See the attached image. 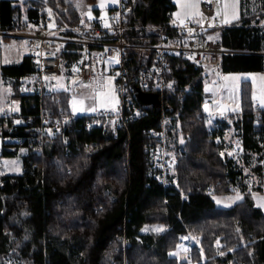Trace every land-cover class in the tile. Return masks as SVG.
<instances>
[{
	"label": "trees",
	"instance_id": "obj_1",
	"mask_svg": "<svg viewBox=\"0 0 264 264\" xmlns=\"http://www.w3.org/2000/svg\"><path fill=\"white\" fill-rule=\"evenodd\" d=\"M44 3L71 22L80 20L71 1H25L23 8L35 23ZM129 3L127 22L134 29L128 35L134 42L146 39L145 27L166 23L167 14L176 9L173 0ZM23 8L2 0L1 23L26 26ZM240 14L231 26L215 30L223 46L233 51L223 56L222 71L264 72V0H240ZM130 54L136 63L137 52ZM168 67L178 93L168 95L166 102L186 137L177 168L185 200L147 176L148 129L158 124L159 109L130 121L117 136L99 128L73 130L68 154L60 140L48 142L39 154L27 147L23 172L0 176V264H189L170 255L183 233L198 237L204 251L193 244L192 263L264 264V212L253 194L244 187L241 201L221 208L207 193L212 185L214 195L230 194L232 184L242 183L237 166L222 157L199 117L208 72L192 58H170ZM32 73L27 55L20 63L2 66L3 76L12 78L11 98L21 101L26 116L41 106L69 107L68 94L60 92L42 101L22 96V78ZM242 103V110L252 108L248 82ZM246 138L247 144L254 143L250 124ZM6 147L0 156L18 151ZM147 224H163L164 230L143 232Z\"/></svg>",
	"mask_w": 264,
	"mask_h": 264
},
{
	"label": "built area",
	"instance_id": "obj_2",
	"mask_svg": "<svg viewBox=\"0 0 264 264\" xmlns=\"http://www.w3.org/2000/svg\"><path fill=\"white\" fill-rule=\"evenodd\" d=\"M129 1L114 0L104 10H87L78 22H71L46 3L39 8L33 26H4L0 20V44L6 39L23 42L33 67L31 81L20 86L22 96H36L42 101L46 95L54 93L47 88V79L62 77L65 72L71 78L68 108L63 104L57 110L41 106L35 115L26 116L21 101L9 102L0 114L2 146L33 147L39 154L48 142L60 140L68 154L73 130L99 128L103 133L117 136L119 130L127 129L130 121L156 108L139 105L130 89L134 82L142 91L156 93L160 100L159 122L148 129L151 140L146 145L147 176L164 188L178 192L185 200L177 168L180 157L185 154L186 137L178 115L166 102L168 95L178 93L177 85L168 77V62L170 58H192L206 70L222 72L223 56L233 51L227 50L213 35L215 30L225 27L214 0L202 1L201 21L178 20L170 11L166 23L145 27L148 37L142 42H134V37L128 35L134 29L127 22ZM140 35L144 37L142 32ZM132 51L138 54L136 63H132L135 58L130 54ZM108 75L113 76L120 96L117 111L73 112L71 102L96 88H103ZM199 117L206 124L209 139L220 146L222 157L240 171L242 183L232 184L231 194L244 195V187L252 194H264V106L253 101L249 111H220L213 108L212 100L204 94ZM248 124L253 144H247ZM207 193L214 196L212 185ZM187 241L195 242L200 253L204 252L189 233L180 235L178 246Z\"/></svg>",
	"mask_w": 264,
	"mask_h": 264
},
{
	"label": "rangeland",
	"instance_id": "obj_3",
	"mask_svg": "<svg viewBox=\"0 0 264 264\" xmlns=\"http://www.w3.org/2000/svg\"><path fill=\"white\" fill-rule=\"evenodd\" d=\"M218 5L221 4L220 11L222 12L223 23L226 24L227 20L224 13L227 15L228 21H236L234 18L236 14L240 13V0H215ZM114 2L112 0L111 4ZM178 5V11L174 13L176 19L177 17H190L199 13L200 16V0H175ZM101 3V0H94L91 3V7L87 10H91L92 7H96ZM109 3V0H103L102 9H105ZM23 54H26V49L23 42L18 40L6 39L2 44H0V111L5 103L4 107L9 104V102L15 100L13 98H8L5 100L6 91L3 81L2 66L12 65L19 63ZM208 78L204 83V93L205 96L212 100L213 108L220 111H239L242 110V90L243 84H250V97L252 101H258L264 106V72L260 71H235V72H215L209 71ZM238 77V79H233ZM5 78V77H4ZM32 78L31 74L23 77V83L30 82ZM227 78V79H226ZM5 81L9 86L8 92L11 95V81L12 78L6 77ZM46 86L49 90L54 92H60L67 94L71 88V78L68 72H65L64 76L47 79ZM6 101V102H4ZM76 111H74V104ZM120 101V96L117 92L114 78L108 75L103 88L95 89L92 93L81 95L76 97L71 102V108L73 112L80 114H93L98 111L111 110L117 111ZM8 150L13 147L7 146ZM1 149V144H0ZM17 152L13 156H0V172L10 175H19L23 172V157L28 155V149L25 147H16ZM2 180L0 179V182ZM184 190V189H183ZM185 192V191H184ZM187 195V194H186ZM214 201H219V197H214ZM164 230V225L158 224H147L143 228V232H162ZM191 234V233H190ZM199 242V238L194 236ZM195 242L187 241L185 245L178 246L177 254L179 260H184L189 262V264H195L191 262V247ZM197 245V244H196Z\"/></svg>",
	"mask_w": 264,
	"mask_h": 264
},
{
	"label": "crops",
	"instance_id": "obj_4",
	"mask_svg": "<svg viewBox=\"0 0 264 264\" xmlns=\"http://www.w3.org/2000/svg\"><path fill=\"white\" fill-rule=\"evenodd\" d=\"M14 1V5H18V6H21L22 8H23V4H24V2L25 1H28V0H13ZM68 1H71V2H73V4H74V6H75V8L77 9V11L80 13V16L84 13V12H86L87 11V9H88V7H90L91 6V3H88L87 2V0H68ZM202 1L203 0H200V2L202 3ZM215 1V0H214ZM111 2H112V0H109V3H107V6H106V8H108L110 5H111ZM173 2H174V4L176 5V9H175V11H174V13L175 12H177L178 11V5H177V3L175 2V0H173ZM217 2V1H216ZM47 4V3H46ZM49 5V4H48ZM201 7V6H200ZM221 4H219V8L221 9ZM95 8H97L98 10H104V9H102L101 7H98V6H96V7H92V9H95ZM105 8V9H106ZM91 9V10H92ZM56 11H57V9H55ZM57 12H59V11H57ZM221 12V11H220ZM60 13V12H59ZM222 13V12H221ZM61 14V13H60ZM224 15H225V18H226V20H227V23L226 24H224L225 25V27H228V26H231L232 25V23H234L235 21H232V22H230V21H228V19H227V15H226V13H224ZM240 13L238 14H236V16L234 17V18H236L235 20H238L239 18H240ZM221 16H222V14H221ZM178 18V20H182V19H193V20H196V21H201L202 20V15H201V12H200V16H199V13H197L196 15H194V16H190V17H182V16H179V17H177ZM222 20H223V18H222ZM21 22H24L27 26H33L34 25V21H32L29 17H28V14L26 13V11H25V9L23 8V10H22V15H21ZM214 36H216L217 37V33H215L214 32V34H213ZM19 41V40H18ZM26 49V48H25ZM28 56V52H27V50H26V54L24 55L23 54V56H22V58H21V61L23 60V58L25 57V56ZM20 61V62H21ZM19 62V63H20ZM17 64V63H16ZM3 83H4V86H5V88L7 89V90H5L6 91V96H5V100H8V98H11V95L9 94V86L7 85V83H6V81H5V78H4V76H3ZM4 102H6V101H4ZM4 105H5V103L3 104V107H2V109H1V111H0V114L2 113V111H3V108H4ZM0 144H1V149H0V154L2 153V150H3V147L4 146H2V141H1V138H0ZM3 175H9V174H3V173H1L0 172V176H3ZM240 196V197H242V199H243V195H240V194H222V195H214L213 196V198L216 196V197H219V199H221V200H219V203H218V201H215V203H216V205L218 206V207H221V208H230V207H232L233 205H235L237 202H239V201H241L242 199H236V197L237 196ZM253 199H254V201H255V205H256V207H258V208H260V209H262V211L264 212V194H262V193H255V194H253ZM158 225H161V224H158ZM192 242V241H191ZM177 250H178V248L176 249V250H174V251H172L171 253H170V255L171 256H175L176 258L178 257V254H177ZM179 260V259H178Z\"/></svg>",
	"mask_w": 264,
	"mask_h": 264
},
{
	"label": "water",
	"instance_id": "obj_5",
	"mask_svg": "<svg viewBox=\"0 0 264 264\" xmlns=\"http://www.w3.org/2000/svg\"><path fill=\"white\" fill-rule=\"evenodd\" d=\"M130 89L139 105L143 107L154 105L156 108L160 105V100L156 93L144 92L134 82L130 84Z\"/></svg>",
	"mask_w": 264,
	"mask_h": 264
},
{
	"label": "snow or ice",
	"instance_id": "obj_6",
	"mask_svg": "<svg viewBox=\"0 0 264 264\" xmlns=\"http://www.w3.org/2000/svg\"><path fill=\"white\" fill-rule=\"evenodd\" d=\"M98 7H102L103 6V0H101V3L100 4H98L97 5ZM91 7V6H90ZM89 18H91V13L89 12ZM105 27H108V25L107 24H105L104 25ZM227 79V78H226ZM233 79H238V77H234ZM75 101L73 102V104H74V111H76V108H75ZM262 103H264V101H262ZM205 107L207 108V105H205ZM14 110H16V109H14ZM16 123H19V121H16ZM181 142H183V141H181ZM236 199H242V197H240L239 195L236 197ZM218 203H219V201H218ZM221 254H223V253H221Z\"/></svg>",
	"mask_w": 264,
	"mask_h": 264
},
{
	"label": "bare ground",
	"instance_id": "obj_7",
	"mask_svg": "<svg viewBox=\"0 0 264 264\" xmlns=\"http://www.w3.org/2000/svg\"><path fill=\"white\" fill-rule=\"evenodd\" d=\"M172 96V95H171ZM175 112V111H174Z\"/></svg>",
	"mask_w": 264,
	"mask_h": 264
}]
</instances>
